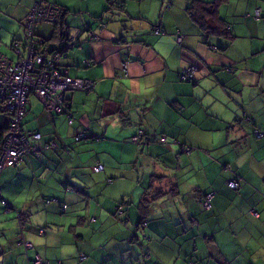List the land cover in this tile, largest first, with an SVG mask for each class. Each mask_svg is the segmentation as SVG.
Wrapping results in <instances>:
<instances>
[{
  "label": "crops",
  "instance_id": "0c3cea01",
  "mask_svg": "<svg viewBox=\"0 0 264 264\" xmlns=\"http://www.w3.org/2000/svg\"><path fill=\"white\" fill-rule=\"evenodd\" d=\"M46 1L66 37L40 24L36 38L65 53L69 77L96 84L65 94L71 123L29 96L22 129L58 148L0 174L11 205L0 203V264H264V0ZM32 5L0 0L13 63ZM189 67L194 82L180 77Z\"/></svg>",
  "mask_w": 264,
  "mask_h": 264
},
{
  "label": "built area",
  "instance_id": "2783aa9c",
  "mask_svg": "<svg viewBox=\"0 0 264 264\" xmlns=\"http://www.w3.org/2000/svg\"><path fill=\"white\" fill-rule=\"evenodd\" d=\"M32 1L33 5L25 20L26 44L22 58L13 63L0 53V104L2 113L5 114L4 120L8 125V135L4 145L7 157L0 164V173L7 167L18 165L21 157L33 150L28 144L27 135L32 143L40 140L39 134H27L21 127V119L26 112L30 94H34L47 111L61 114L68 112L65 96L68 91L90 93L95 88V82L92 80L75 79L68 76L67 70L58 64L63 57L60 52L55 51L48 55L37 49L38 40L34 35L35 27L39 24L57 23L60 8L45 0ZM158 33V30L154 31V34L158 35ZM89 36L97 38L91 32ZM124 40L125 38L122 39ZM176 40L181 42L182 36L176 35ZM14 51L16 54L20 53L18 44H15ZM122 71L127 72V62L122 64ZM195 72L194 67H189L180 73V77L184 81L194 82ZM255 135L259 137L260 133L256 131ZM82 137L81 132L77 139ZM6 144L7 149H5ZM51 147H54V144ZM20 150L23 152L17 156ZM95 170L102 171L103 167L96 165ZM230 187L235 189V183H230ZM24 244L25 247H29L27 242ZM32 264L46 263L37 258Z\"/></svg>",
  "mask_w": 264,
  "mask_h": 264
},
{
  "label": "trees",
  "instance_id": "16d2710c",
  "mask_svg": "<svg viewBox=\"0 0 264 264\" xmlns=\"http://www.w3.org/2000/svg\"><path fill=\"white\" fill-rule=\"evenodd\" d=\"M201 2H196L194 5H199ZM203 4H205V6H206V8L207 9H210L211 11L213 10V8L216 6V4H212V3H210V4H212V5H209V4H207V3H203ZM60 8V7H59ZM207 9H203V11L198 15L199 17H205V16H207V15H209L210 13H209V11L207 10ZM191 13H190V15H191V17L192 18H196V16H197V11H196V8H191V11H190ZM64 16H65V13L64 12H62V10H61V8H60V14L58 15V19H57V23H56V30H55V35H56V37H57V39L58 40H60V39H63V38H65L66 36H65V33H66V29H65V27H64V24H63V19H64ZM258 16V15H257ZM155 30H158V35H160V34H164V32H162V31H160L159 29H155ZM155 30H153V32L152 33H154V31ZM176 35H178V33L177 34H175V37H176ZM122 42V39L121 40H118V43H121ZM36 46H37V49H39L40 51H42L43 53H47L48 51H47V47H49V44L46 42V41H44V40H39L37 43H36ZM62 55H63V57H66V55H65V53H62ZM59 64V63H58ZM65 68V67H64ZM66 69V68H65ZM67 70V69H66ZM88 80H90V79H88ZM93 81V80H92ZM95 82V81H94ZM95 84H96V82H95ZM86 93V92H85ZM91 93V92H90ZM87 94H89V93H87ZM30 95H33V94H30ZM29 95V96H30ZM67 100V99H66ZM68 104V103H67ZM44 107V106H43ZM44 109L46 110V108L44 107ZM50 112V111H49ZM50 113H52V114H55V115H64V116H66L67 118H68V122L69 123H71V121H72V118H71V114L69 113V105H68V112H65V113H61V114H56V113H54V112H50ZM2 115V117H3V119H4V115H3V113H2V109H1V104H0V116ZM25 115V114H24ZM24 117V116H23ZM23 117H22V119H23ZM22 119H21V121H22ZM7 131H8V125L7 124H5V123H0V154H1V150H2V146H3V142H4V139H5V136H6V134H7ZM23 131H25V130H23ZM256 131L257 130H255L254 131V133H256ZM83 133V137L82 138H79V139H77V136L80 134V133ZM79 134L78 133H76V137H75V141H80V140H83V139H85V138H87L88 136L85 134V132L84 131H81ZM257 132H259V131H257ZM26 133L27 134H32V135H34V134H39L40 135V140H38L37 142H35V143H32V142H30V137H28V135H27V139H28V144H29V146L31 147V148H33V150H30L29 152H27L25 155H27V156H33V157H35L36 159H38L39 157H40V155H41V152L42 151H44V150H51V149H54V148H58V145L56 144V142H54V141H50V142H44L43 141V139H42V136H41V134L40 133H38V132H33V131H26ZM143 135V134H142ZM160 141L162 142V143H164V144H166V145H168L169 146V144L172 142H169L168 140H167V138H166V136H162L161 137V139H160ZM52 144H54V147H51V145ZM187 148V147H186ZM186 148H184V151H186V150H188V148L186 149ZM23 158H24V155L21 157V161L18 163V165H16V166H13V167H7V168H5V169H3L2 171H1V173L2 172H4L6 169H9V168H18V167H20V165H21V163H22V161H23ZM96 167V166H95ZM0 173V174H1ZM230 183H235V185H236V188L235 189H233V188H231L230 187ZM237 185H238V180L237 179H234L233 181H230V182H228V187H229V189L230 190H232V191H236L238 188H237ZM0 203H1V205L3 206V208H4V210L5 211H9V210H11V205L5 200V199H3V197H1L0 196ZM7 205H6V204ZM147 221V220H146ZM146 221H143V222H141V226H139V228H141V229H143V230H145L144 228L147 226V222ZM43 231V232H42ZM45 232H44V230L43 229H40L39 230V234H44ZM144 239L146 240L147 238L144 236ZM132 245H134V243H132ZM141 249H142V252L143 251H147V250H149V247H147L148 245H146L145 243H143V242H141ZM27 248V247H26ZM36 259H34L33 261H31V262H29V264H32L34 261H35ZM186 261L187 260H184L182 263L183 264H187L186 263ZM189 261H194L193 262V264H205L204 263V260L201 258V257H197L196 258V256H193ZM60 264V263H59Z\"/></svg>",
  "mask_w": 264,
  "mask_h": 264
},
{
  "label": "rangeland",
  "instance_id": "374dc122",
  "mask_svg": "<svg viewBox=\"0 0 264 264\" xmlns=\"http://www.w3.org/2000/svg\"><path fill=\"white\" fill-rule=\"evenodd\" d=\"M16 53V52H15ZM2 54V53H1ZM3 55V54H2ZM0 123H3V117H2V115L0 116ZM142 134L143 133H139L138 134V136H136V137H134L133 138V141L134 142H137L139 139V137L140 136H142ZM7 135H8V131H7V134H6V136H5V139H4V142H3V148H2V151H1V155H2V153H3V155L1 156L0 155V164L3 162V160L7 157V151L5 150L4 151V145H5V140H6V138H7ZM137 145H139V146H141V144L140 143H136ZM7 147H8V145L6 144V148L5 149H7ZM23 152V150H20L19 152H18V154H17V156L19 155V154H21ZM196 152H202V150H197ZM16 156V157H17ZM97 165H99V164H97ZM140 167V166H139ZM150 168H152L151 166H149V167H144V166H142L140 169H141V172H144V171H147V170H149ZM63 210H65V208H62ZM24 246H25V244H24ZM184 261V260H183ZM189 262V260H187L186 261V263H188ZM179 264V263H178Z\"/></svg>",
  "mask_w": 264,
  "mask_h": 264
},
{
  "label": "clouds",
  "instance_id": "9594fccd",
  "mask_svg": "<svg viewBox=\"0 0 264 264\" xmlns=\"http://www.w3.org/2000/svg\"><path fill=\"white\" fill-rule=\"evenodd\" d=\"M45 2H47V1L45 0ZM48 3H49V2H48ZM55 5H56V4H55ZM58 7H59V6H58ZM30 10H31V9H30ZM59 14H60V13H59ZM39 25H40V24H39ZM49 25H50V24H49ZM53 25H56V23L53 24ZM37 26H38V25H37ZM34 35H35V34H34ZM25 38H26V37H25ZM35 39L39 41V39H37L36 36H35ZM55 51L60 52L61 54L63 53V52H61V51H59V50H52V51H48L46 54L49 55L50 53L55 52ZM62 58H63V57H62ZM62 58H61V59H62ZM61 59H60V60H61ZM60 60H59V61H60ZM33 95H34V94H33ZM4 123L6 124L5 120H4Z\"/></svg>",
  "mask_w": 264,
  "mask_h": 264
}]
</instances>
